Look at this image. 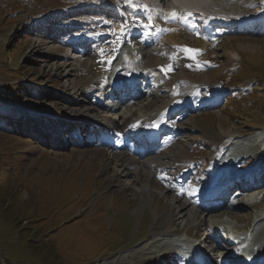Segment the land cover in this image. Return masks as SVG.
I'll return each instance as SVG.
<instances>
[{"label": "rangeland", "instance_id": "rangeland-1", "mask_svg": "<svg viewBox=\"0 0 264 264\" xmlns=\"http://www.w3.org/2000/svg\"><path fill=\"white\" fill-rule=\"evenodd\" d=\"M84 1L98 0H0V91L9 88V91L14 89V94H20L13 102L0 97L4 109V113H0V264H101L103 259L107 261L120 253L129 255L131 249L134 253L132 257L128 256L130 260L128 257L124 259V264H162L147 259L169 248L177 252L176 242L186 244L174 237L153 235L160 223H154L155 213L163 210L167 199L172 200V194L163 196L165 191L158 186L159 179L152 181L158 188L146 180L132 182L130 176L122 177V183L117 185L113 180L118 168L114 166L112 171L107 170V163L101 159L117 155L123 147L113 150L91 142L80 145L89 139L86 132L76 142L65 136H69L73 128L78 130L87 125L90 129L93 124L90 120L79 124L82 122L76 118L80 113L72 109L67 99L64 100L65 96L71 95L72 89L67 86L61 58L56 52L48 51V45L43 44L40 38L37 39L38 24L32 27L30 22L42 14ZM242 4L228 5L224 12H239L242 15L253 9L244 8ZM83 17L88 18L86 15ZM115 24L121 23L117 21ZM238 28L223 32L215 43L205 34L187 35L180 29L174 32L179 33L180 40L169 43L168 40H161L164 45L159 43L162 45L160 48L151 42L144 49L143 43L136 47L140 48L137 53L144 52L153 60L168 57L163 55L167 47L172 50L175 65L166 60L170 70L161 68L160 72L164 75L169 73L176 81L183 77L182 70L193 73L194 81L189 88L195 87L197 94L207 96L214 87L223 89L219 93L218 105L189 112L177 121L184 128L180 130L179 137L177 135L176 144L191 155L194 165L199 164L201 171L196 170L197 173H210L209 157L213 152L225 162L232 155L234 158L228 164L229 168L239 169L236 166L241 162L238 161L247 159L258 149L254 139H251L253 131L258 129L264 134V33H255L251 28L243 31ZM171 32L167 31V35ZM47 33L49 30L44 35ZM59 37L61 39L63 35ZM64 43L67 41L64 40ZM102 45L107 46L106 43ZM129 46L128 49H131L132 45ZM61 48V53L77 55L75 59L81 60L75 46L70 44ZM119 60L126 61L124 57ZM112 64L113 67L115 64L120 67L119 63ZM139 66L136 62V68L145 69ZM75 73L76 79L82 77L81 72ZM210 87L213 88L207 92ZM144 97L140 98L139 105ZM91 98L96 96L92 94ZM103 103L105 101H100L101 105ZM138 104L127 102L121 105L116 102L118 110L114 116L117 118ZM100 112L104 114V111ZM71 123L79 125L69 128ZM36 124L51 126V134H57L44 140L43 130L38 129L40 133L37 135L32 128L29 129ZM60 134L63 136L60 137ZM95 142L98 143L99 139ZM223 143L224 148L219 149ZM260 145L262 151L259 156L255 159L249 157L248 160L264 167V141ZM170 171L174 175L177 173L176 169ZM164 183L167 184L166 181ZM128 185L130 188H127ZM141 186L148 189L147 194L153 201L139 215H134L130 210L142 198ZM256 188L251 192V199L246 196L247 193L238 198V206L220 211L205 210L223 212L209 213L208 218L215 217L204 221L201 217L205 213L201 212L191 221L193 228L188 231L199 233L206 243L205 232L213 225L223 227L225 232L221 230L222 237L219 236L214 249L233 256L244 243L242 237L246 231L251 232L250 237L263 240L264 185ZM241 200L245 203L241 204ZM226 212L243 213L246 218L238 220L235 216L229 217ZM214 220L221 225L214 224ZM181 236L186 237V241L192 240L185 234ZM216 256L218 253L213 251L212 257ZM175 258L170 255L167 264H172Z\"/></svg>", "mask_w": 264, "mask_h": 264}, {"label": "bare ground", "instance_id": "bare-ground-1", "mask_svg": "<svg viewBox=\"0 0 264 264\" xmlns=\"http://www.w3.org/2000/svg\"><path fill=\"white\" fill-rule=\"evenodd\" d=\"M157 1L163 3V8L159 9L147 3L140 2L139 0H117V2L109 0L84 1L78 4L76 3L74 6L70 3L72 5H70L71 7L45 15L42 14L38 16L37 19L30 22V24L32 27L34 24H38L37 27L35 26L39 29L37 33H35L37 39L40 38L43 44L48 45V51L50 50L52 53L56 52L61 58V65L64 66L65 69L64 76L66 77L67 86L72 89L70 95L72 97L65 96L64 100L67 99L66 102H69L72 109L77 110L78 114L80 113L76 119H79L81 122L90 120L93 124V128H90L93 129L92 132L97 131V134L101 136L102 130L109 127L114 138L113 142L117 139L122 140L130 130H135L139 135V142H142L143 138L149 141L150 146L141 143L134 146L129 151H127L122 141V146L125 150H120L117 155L112 154L113 156L111 157L107 156L105 159L102 158L101 161L107 163V170L110 169L112 171V169L115 168L114 166L118 168V171H115L113 180L117 185L122 183V177L127 176L133 178L132 182H136V180H146L150 183L155 181L154 179H159L157 181L161 184L158 183V186L165 191L162 193L163 196L168 197L172 194V200L167 199L163 210L155 213L154 223L158 221H160V223L155 232L152 233L156 237L165 236L174 237L175 239L183 233H192V230L188 231L190 228H193L191 226V221L200 215L201 212L205 213L201 217L204 221L211 217H215L211 216L208 218L209 213H223L205 211L206 208H203L202 198L207 196V194H203L205 186L212 185L216 177H218L219 180L230 177L229 179H234L235 182H237V179H241L240 182L242 183L245 180L248 181V179L252 177L255 178L254 174L257 171L259 179L264 180V167L255 165L253 166L255 171L250 172L251 170H248L246 173L236 175L234 172H229L226 167L222 170L220 155L218 156L216 152H213L210 156L211 158L209 157V165H211V169H213L210 171L211 175L209 179L203 180L200 176L195 174L193 183L186 182V180L180 176L181 170L184 167H189V173H194L192 171H196L197 169H194L196 166L192 162L191 155H188L185 149L178 147L176 144L177 135L180 134V130L184 127L177 122L180 116H178L175 111H177L176 109L181 104H185L192 109H197L198 106L202 107L205 103L212 102L216 104L218 102L217 94L210 93L205 96L201 93H195V87L193 89L189 88V84L194 81L195 75L189 71L185 72L182 70L183 77L178 78L177 81L171 79L169 73H167V75L162 74L160 72L161 68L168 69L166 60L172 62L171 64L173 66L175 65L171 57L173 52L168 47L163 53V55L168 57H158L156 60L151 59L150 56L144 52L140 51V53H135L134 49L138 44L140 47L139 37H142L144 40H154L152 41L154 45H156L159 38H161L162 41L168 40V43L174 40H180L178 37L179 33H174L180 29L187 35H193V33L202 34V32H205L214 42L220 40V34L222 35L223 32L232 31L236 27L241 28L242 31L248 29L250 26L256 27L257 29H264V0ZM233 3H243L241 5L242 7H252L259 12L250 14L251 16L244 14L241 17L249 18L241 19H239L240 17L235 19L237 15L226 16L221 14L228 8V5L231 6ZM159 10L162 11L161 16L155 14ZM173 13H175V15H173ZM82 14H85L88 18H84L83 16L85 15ZM117 19L122 20V26L117 27L114 31H110L112 29L110 21H115ZM149 19L153 20V25H145L146 20L148 21ZM153 26L158 28L157 33L149 31V28L151 29ZM48 30L49 33L44 35ZM169 30L172 32L167 35V31ZM60 34L63 35L61 39L59 37ZM112 38L114 39V43L110 41ZM54 40H56L55 43L53 42ZM64 40H66L67 43H64ZM121 40L123 41L122 44H120ZM160 41L159 43L163 44ZM58 42H60L59 45H57ZM71 43L79 47L80 51H82L81 60L75 59L77 57L74 56L77 55L67 56L61 53V46H70ZM102 43H106L107 46L102 45ZM159 43L157 45L160 48L162 45L160 46ZM129 45H132L131 49L125 52L124 48L130 47ZM157 54L158 53H156V55ZM120 57H124L126 61L119 60ZM137 59L140 66L148 70L147 74L150 72L157 74L152 80V82H154V88L152 91L146 93H136V99L134 100L136 105L144 96L145 102L141 101L142 104H138L139 106L133 108L129 112L120 114L116 118L114 114L117 115V110L115 113H109V109H105L99 104L100 101H102V95L106 94L109 89V86H103L106 80H114L115 77L121 76L120 73H122L123 76L128 75L127 70L129 66L131 65L132 68H135ZM114 62L119 63L121 67L119 69L113 66L110 67L111 63ZM176 67H178V65ZM75 71L81 72L82 77H80V79H76ZM138 71L144 75L146 73L143 69H138ZM115 74L116 76H114ZM173 85L175 88H172ZM220 90L223 91L222 88H220ZM99 92H101V94ZM92 94L95 95L96 98H91ZM195 101L196 103H194ZM208 106L212 107L213 105ZM100 111H104V114H101ZM174 113L177 118L174 117ZM166 114L168 115L167 117L165 116ZM154 118L162 120L164 130H166L168 126L169 129H172V132L166 135L150 132L148 128L152 125L150 121ZM41 125L36 124L29 129L32 128L37 135L40 133V131H37L38 129L43 130L41 134L44 135V140H48L52 135L57 134H51V126L47 127L43 125L40 127ZM128 127L131 128L129 131L126 129ZM142 128H146V131H142ZM49 134L51 135L47 138ZM160 135L161 141L156 144ZM262 136L263 134L259 132L253 134L251 139L257 142ZM110 141L112 143V140ZM226 143L225 141V144ZM225 144H221L219 149L224 148ZM260 144H262V141L258 142L257 147L261 146ZM111 146L115 149L114 144H111ZM258 151H260V149ZM253 157L254 155H251V158ZM244 161L247 162L248 160L245 159ZM171 169L177 170L175 184L171 182L168 183L166 180ZM221 172L222 175L219 177ZM165 181L167 184L164 183ZM151 184L157 187L153 182ZM130 185H128L127 188H130ZM147 191L148 189H146L145 186H141L140 192L142 198L139 203L131 208L130 211L132 214L139 215L145 206L152 203L153 198L147 194ZM144 194H146L145 197ZM158 202L160 203V201ZM211 211L214 210L211 209ZM226 213L229 217L235 216L238 220H244L246 218L243 213ZM180 219H182V221H179ZM214 221V224L221 225L220 222ZM192 234L201 239L199 233L196 232ZM150 237L152 238V234L149 235V238ZM242 239L244 243L243 248L240 249V253H245L250 247L248 246L247 240L245 238ZM211 241L210 239L209 242ZM252 243L257 244L258 249L264 252V239L259 240L258 238L252 237ZM212 244L213 241L209 247H211ZM248 252L253 253V255L259 253L258 251L252 252V250ZM133 253L134 251L131 249L129 255L120 253L113 256L111 259H107V261L103 259L101 264H124V259L126 260L128 256L132 257ZM240 253L235 252L234 256H232L238 264L243 263V260L240 259L239 256ZM170 255H174V250L171 248L153 254L147 260L167 264L168 261L166 260ZM179 259L180 258L177 257L174 262L178 264ZM129 260H127L128 263ZM208 260L214 261L215 259L210 254Z\"/></svg>", "mask_w": 264, "mask_h": 264}, {"label": "trees", "instance_id": "trees-1", "mask_svg": "<svg viewBox=\"0 0 264 264\" xmlns=\"http://www.w3.org/2000/svg\"><path fill=\"white\" fill-rule=\"evenodd\" d=\"M9 53H11V50H9ZM14 87H16V85H13ZM20 96V94L18 92H16L14 94V89H12L11 91H9V88L4 90V91H0V97L4 98V99H9V100H16V98H18ZM2 104V103H1ZM0 104V113H4L3 112V107Z\"/></svg>", "mask_w": 264, "mask_h": 264}, {"label": "snow or ice", "instance_id": "snow-or-ice-1", "mask_svg": "<svg viewBox=\"0 0 264 264\" xmlns=\"http://www.w3.org/2000/svg\"><path fill=\"white\" fill-rule=\"evenodd\" d=\"M173 15H175V13H173ZM165 71H168V70H170V69H164ZM154 126H156V125H154Z\"/></svg>", "mask_w": 264, "mask_h": 264}]
</instances>
